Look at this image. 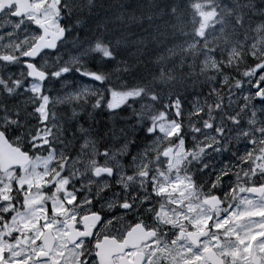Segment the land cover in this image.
Returning <instances> with one entry per match:
<instances>
[{"label": "snow or ice", "instance_id": "snow-or-ice-1", "mask_svg": "<svg viewBox=\"0 0 264 264\" xmlns=\"http://www.w3.org/2000/svg\"><path fill=\"white\" fill-rule=\"evenodd\" d=\"M0 264H264V0H0Z\"/></svg>", "mask_w": 264, "mask_h": 264}]
</instances>
